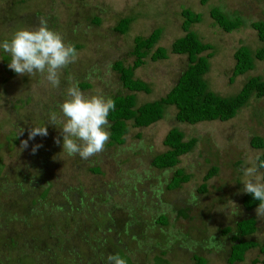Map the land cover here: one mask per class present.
<instances>
[{
	"label": "rangeland",
	"instance_id": "obj_1",
	"mask_svg": "<svg viewBox=\"0 0 264 264\" xmlns=\"http://www.w3.org/2000/svg\"><path fill=\"white\" fill-rule=\"evenodd\" d=\"M211 6L240 18L242 26L224 32L209 17ZM181 8L200 14L189 29L213 47L203 76L210 90L232 95L246 76L264 78L263 59L228 82L236 47L243 44L254 50L261 45L249 24L264 18V0H207L204 4L199 0H0V43L45 18L49 28L78 52L77 60L62 71L60 86L54 88L43 74L17 75L8 67L11 56L0 48V264H106L107 256L120 248L131 264H154L155 256L169 264H197L198 258L204 264H229L226 256L234 223L247 216L255 219L256 229L245 238L257 242L264 238V218L256 216V207L246 210L241 205L242 168L262 151L251 147L249 138L264 139V97L251 96L228 120L194 124L175 121L174 107L166 105L162 117L149 126L134 128L128 122L124 142L106 144V150L94 157L84 160L62 151L59 105L67 88L85 81L89 87L80 89L88 95L125 92L111 64L116 59L131 64L134 36H146L159 27L155 46L167 49L165 59L146 57L134 70V77L150 88L148 93L136 92V102L157 99L172 86L186 65L185 55L168 51L171 41L182 34ZM124 16L131 22L119 33L113 27ZM52 113L58 118L57 126L48 123ZM44 124L48 135L29 140L28 148H22L29 129ZM172 126L183 132L184 139L195 137L196 142L176 165L189 179L169 190L165 184L175 167L158 171L149 161L166 149L162 139ZM57 137L61 144L55 142ZM34 144L42 147L33 154ZM92 165L101 173L92 172ZM212 165L217 171L204 181ZM111 182L120 190L108 191L114 187L109 186ZM201 183L204 192L197 189ZM49 184L46 195L42 188ZM107 192L104 203L101 198ZM113 200L120 204L106 215L105 205ZM179 210L185 215H177ZM159 213L166 215L167 225L154 224ZM122 216L132 226L120 224ZM225 226L230 228L228 233L222 232ZM110 238H120L122 244ZM261 257L254 247L242 261L231 264Z\"/></svg>",
	"mask_w": 264,
	"mask_h": 264
},
{
	"label": "trees",
	"instance_id": "obj_2",
	"mask_svg": "<svg viewBox=\"0 0 264 264\" xmlns=\"http://www.w3.org/2000/svg\"><path fill=\"white\" fill-rule=\"evenodd\" d=\"M199 2L200 4H204L207 0H199ZM180 15L182 17L180 23L182 34L171 41L168 51L185 55L186 65L164 95L154 100L137 103L135 98L136 92L148 93L150 88L146 82L133 75L134 70L144 63L146 57L153 61L165 59L167 57L166 48L158 45L155 46L161 34V29L159 27L152 29L146 36H134L133 44L129 51L130 55L133 57L131 64L123 65V62L118 59L114 60L111 64V68L117 73L118 82L125 92H117L109 96L115 101V109L109 114L111 124L109 131L111 135L107 145H120L124 142V136L128 131V122H130L132 127L139 128L149 126L158 121L162 117L166 105H172L174 107L175 121L194 124L199 121L216 119L220 121L228 120L248 102L251 96L264 97V78L259 75L246 76L239 90L232 95H220L210 90L203 76L209 69L208 59L212 55L213 47L210 43L201 41L198 36L189 29L192 23H196L200 20V14L188 8H181ZM208 15L213 23L224 32H230L242 26L240 18L235 16L228 17L216 6H211L209 8ZM130 22V17H121L113 29L119 33H123ZM249 25L255 30L256 37L258 41L261 42V45L254 50L249 49L248 46L243 44L236 47L232 53L234 62L228 82H232L236 76L252 70L256 60L264 59V18L252 21ZM205 51L206 53L203 54ZM5 62L6 60L2 61L3 66ZM76 83H78L80 88L89 87V84L85 81ZM195 142V137L184 139L183 132L176 126L170 127L165 132L162 144L166 149L153 155L149 164L158 171H162L164 168L170 169L175 167L169 181L165 184L166 189H174L189 179L190 175L184 173L182 169L176 167V165L179 161V157L189 152ZM249 144L253 148L262 149L259 154H261V159H264V139L261 136L252 135L249 138ZM89 169L94 173H101L97 165H92ZM216 171L217 168L215 166H210L204 173L202 179L204 181L207 180L216 173ZM261 176H264V169H261ZM109 186L114 185L111 182ZM115 187L116 186L109 187L108 191ZM50 188L51 186L49 184L45 188H42V192L48 195ZM116 188L120 190L119 187ZM197 189L200 192H204L205 184L201 183ZM108 193L109 192L105 193L103 198H101L104 200V203L107 201L105 197H108ZM258 203L259 202L254 200L250 194L244 192L241 196V205L246 210L257 207ZM118 204L120 203H116L115 200L107 203L105 205V214L107 215L108 211L115 212V208ZM123 208L125 207L123 206ZM78 212L80 213H77V215L79 214L81 216L82 210H78ZM176 213L179 216L185 215L182 210L176 211ZM165 216L163 213L157 214L154 224L162 226L167 225V218ZM134 217L132 215V218ZM106 219L102 221V225ZM121 219H123V216ZM124 222L127 228L132 226V222L129 219H123L120 224ZM96 228L99 229L100 226L96 225ZM120 228L121 231H125V234L128 233L124 227ZM255 229V219L252 216L240 218L235 221L233 232L230 235L231 243L229 245V251L226 256L227 263L231 264L242 261L247 250L257 247L262 257L260 260L252 258L247 264H264V238L259 242L245 238L254 233ZM229 231L230 228L228 226L222 229L223 233H228ZM63 237H65V235H63ZM114 240H118L117 245L122 244L120 238L111 239L113 242ZM116 248H118V246ZM120 250L123 251L121 248ZM121 251H119V253L123 257H127V255ZM103 254L105 255L106 253L104 252ZM95 255L97 254L94 253L92 257ZM104 255L100 257L101 261L105 259ZM97 259H99L98 256ZM153 259L154 264H169L166 260L157 256ZM197 260V264H204L203 260L199 258ZM127 262L131 264L130 261Z\"/></svg>",
	"mask_w": 264,
	"mask_h": 264
},
{
	"label": "clouds",
	"instance_id": "obj_3",
	"mask_svg": "<svg viewBox=\"0 0 264 264\" xmlns=\"http://www.w3.org/2000/svg\"><path fill=\"white\" fill-rule=\"evenodd\" d=\"M0 48L11 56L8 67L17 75L43 74L54 88L60 86L62 71L78 58L75 46L65 42L60 33L50 29L45 18H40L36 27L16 30L10 40L0 43ZM59 107L63 114L58 127L61 130L63 152L69 157L79 156L87 160L106 150L111 135L109 114L115 109L112 98L103 94L88 95L80 89L78 83H72ZM48 123L57 126L55 113L50 114ZM20 132L22 134V130ZM47 135L45 124L33 126L28 131V139L21 141V147L26 149L29 140ZM60 137L55 138L57 144H61ZM40 147L41 144H34L33 154ZM261 169H264V159H261V154H256L242 168L245 177L242 183L243 191L259 202L255 209L256 216L264 218V176H258ZM106 264L128 262L116 253L107 256Z\"/></svg>",
	"mask_w": 264,
	"mask_h": 264
}]
</instances>
